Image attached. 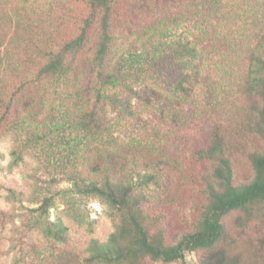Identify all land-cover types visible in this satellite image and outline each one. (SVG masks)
I'll use <instances>...</instances> for the list:
<instances>
[{
	"label": "trees",
	"instance_id": "1",
	"mask_svg": "<svg viewBox=\"0 0 264 264\" xmlns=\"http://www.w3.org/2000/svg\"><path fill=\"white\" fill-rule=\"evenodd\" d=\"M7 1L0 0V49H7L0 67L5 68L9 79L17 78L21 84L17 85L16 80L4 83L12 90L0 98V133L16 128L12 117L21 90L39 83L41 93L46 83L72 77L77 87L91 95L94 104L69 117L68 124L84 140L92 141L101 135L107 139V143L102 142L106 165L96 163V174L90 178L73 171L71 180L78 193L107 206L115 230L106 241L93 239L87 256L78 257L79 264H189L188 258L199 252L204 253L200 264H242L241 254L231 256L234 241L228 246L225 243L230 236L226 219L234 213L242 214L238 223L242 238L257 246L252 259L243 264H264V0H198L201 35L196 43L188 38L172 40L165 17L192 0H78L86 6V15L75 13L74 8L66 6V0H45L46 8L36 5L44 0H17V7L10 13L4 8ZM132 33H142L141 39L149 47L146 55L134 57L138 67L130 58L125 59L129 65L120 62L112 66L116 41ZM216 40L222 59L240 69L238 75H230V84L220 91V121L206 129L184 106L203 79L208 50H216L214 45L208 46ZM18 48L29 58L25 61L27 67L20 72L19 64L13 62ZM149 79L160 81L178 99L171 106L169 119L163 115V125L153 128L159 139L156 145L170 149L191 138L195 140L191 151L196 158L210 163L209 174L203 176L206 203L199 222L173 243L163 228L166 211L148 207L144 190L153 184L168 192L169 184L163 182L160 164L155 165L154 173L139 174V185L117 176L118 167L129 172L124 168L125 157L116 159L117 151L134 153L118 145L108 107L118 109V115L128 112L136 116L132 102L120 98L119 91L127 90L136 99L148 102L159 100L157 91L135 88ZM45 127L42 132H29L24 147L31 141L42 143L47 133L51 135L49 125ZM52 127L54 134L58 128ZM55 136L51 135L50 140L58 144ZM53 148L55 153L59 151ZM22 155L23 150L14 152L17 160ZM239 157L249 163L252 171V177L244 181L238 180ZM133 164H137L135 158ZM131 169L135 171V167ZM49 208L52 204L46 199L39 215ZM54 225L56 229L45 227L46 235L64 242L67 228L61 221Z\"/></svg>",
	"mask_w": 264,
	"mask_h": 264
},
{
	"label": "rangeland",
	"instance_id": "2",
	"mask_svg": "<svg viewBox=\"0 0 264 264\" xmlns=\"http://www.w3.org/2000/svg\"><path fill=\"white\" fill-rule=\"evenodd\" d=\"M7 2L4 8L11 13L17 7V0ZM65 3L66 6L74 8L75 13L87 14L86 6L78 0H66ZM187 3L182 6L183 9L179 6L177 10L167 13L166 23L171 29L169 36L172 40L188 38L190 42L196 43L201 35L196 12L198 0H192L188 5ZM46 4L47 1L44 0L36 5L46 8ZM141 38L142 33L122 35L112 50L111 65L115 66L120 62L128 64L125 59L130 58L135 67H138L134 57L146 55L149 48ZM208 42L205 41L206 44ZM213 45L216 50H208L203 79L184 106L197 116V121L206 129L220 121V91L230 84V75H238L240 69L234 63L229 64L228 59H222L217 40L210 41L208 47H214ZM228 45L233 46L232 42ZM2 48L0 60L7 50ZM17 51L13 62L19 64L20 72L27 67L25 61L29 58H26L25 53L21 54V49L18 48ZM231 57L229 55L230 59ZM231 65L234 69H231ZM6 73L1 66V99L12 90V86L5 87L4 83L16 80L17 85L21 84L17 78L9 79L10 75H5ZM41 86L39 83L32 84L20 91L14 102L15 113L12 117L16 128L0 133V264H79L78 257L87 256L88 246L93 239L106 241L115 230L107 206L93 197L78 193L74 181L71 180L73 171L79 172L83 178H90L96 174V163L100 162L101 167L106 165V147L102 144L103 141L107 143L106 137L101 135L92 141L84 140L77 137V133L68 124L69 117H75L90 109L94 99L77 87L72 77L67 81L46 83V88L38 93ZM76 88L79 89L78 93ZM135 88L139 91L155 90L160 99L153 98L148 102L136 99L127 90H121L120 98L132 102L136 116L128 112L118 115V109L108 107L109 119L113 124L112 131L118 145L122 148L126 146L131 149L130 153H134L133 156L117 151L116 159L121 160L120 155L125 157L124 168L129 171L118 167L117 176L139 185V174L154 173L155 165L160 164L161 173L165 176L163 182L166 180L169 184L168 192L160 191L153 184L146 186L144 190L148 195V207L156 212L166 211L163 228L168 241L173 243L183 234L194 230L199 222L200 212L206 203L203 176L209 174L210 163L196 158L191 151L195 140L191 138L179 141L177 146L170 149H160L156 145L159 139L154 135L153 128L163 125V115L169 119L171 106L178 99L164 85H160V81L157 83L154 79L143 81L139 86L135 85ZM47 124L51 128V135H56L58 144L53 143L50 133H47L42 143L31 141L24 147L29 132H42ZM52 126L58 128L54 134ZM53 147H58L59 151L55 153ZM107 148L113 147L110 145ZM16 150H23L20 160L15 159ZM133 158L136 159V165L133 164ZM132 167H135V171ZM236 168L238 180L244 181L252 177L251 167L244 158L239 157ZM46 199L50 200L52 208L40 216V206ZM241 218L242 214L234 213L226 219L230 236L225 243L228 246L231 240L234 241L233 248L230 249L231 256L241 254L243 264L252 259V251L257 246L242 238L238 227ZM60 221L67 228V239L64 242L53 240L45 232V227L56 229L54 223ZM261 234L264 236V230ZM202 255L203 252L193 253L188 258L189 264H200Z\"/></svg>",
	"mask_w": 264,
	"mask_h": 264
}]
</instances>
